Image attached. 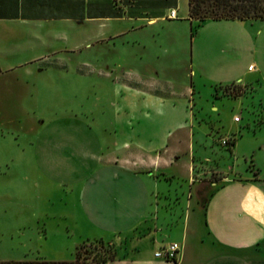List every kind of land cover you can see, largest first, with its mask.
Here are the masks:
<instances>
[{"label": "rangeland", "instance_id": "rangeland-1", "mask_svg": "<svg viewBox=\"0 0 264 264\" xmlns=\"http://www.w3.org/2000/svg\"><path fill=\"white\" fill-rule=\"evenodd\" d=\"M175 10L176 17L165 9L152 20L137 14L0 19V260H74L73 229H89L78 205L85 180L98 167L95 158L139 149L135 142L144 135H131L132 125L150 133L159 116L160 140L171 141L175 121L186 125L184 156L188 130L195 148L199 131L215 151L227 153L220 142L236 114L242 118L235 122L240 146L252 152L246 165L259 168L264 178V20L198 22L188 18L187 0H178ZM249 64L255 69L248 71ZM141 93L161 94L164 107L131 125L125 106L131 97L141 102ZM209 156L222 163L220 155ZM213 160L196 164L210 168ZM159 185L189 186L163 178ZM174 193L169 210L165 199H155L161 217L172 212L178 220L184 213ZM152 207L154 216L157 205ZM155 227L85 239L78 245L79 261L105 263L128 238Z\"/></svg>", "mask_w": 264, "mask_h": 264}, {"label": "crops", "instance_id": "crops-1", "mask_svg": "<svg viewBox=\"0 0 264 264\" xmlns=\"http://www.w3.org/2000/svg\"><path fill=\"white\" fill-rule=\"evenodd\" d=\"M74 1L69 7L67 0H18L17 11L12 2L8 8H1L0 4V19L83 21L137 14L152 20L164 16L166 9L164 0L160 3L159 0H150V3L146 0L145 6L142 3L131 6L125 0H114V10L106 7L101 0ZM117 12L120 16H116ZM250 65L247 66L248 71L255 69H249ZM129 91L135 95L133 88ZM141 94V102L131 97L125 106L131 125L135 123L134 119L140 123L138 118L146 119L152 111L158 114V110L164 107L161 94L160 97L154 93ZM213 107L218 108L217 105ZM235 115L231 119L232 125L227 128L229 135L226 137L230 141L234 139L233 144L226 145L227 153L215 151L207 136L199 135V131L196 139L198 146L195 148L193 130H188L189 153L184 155L187 160H183L180 151L183 141L181 132L186 126L181 120L174 122L173 132H168L171 141L160 140L156 135L160 116L150 133L142 124L135 127L138 129L132 125L131 135L134 132L144 135L143 139L138 138L135 142L139 149L131 148L125 155H98L95 158L98 167L89 178L91 180H85L78 205V210L89 223V229L87 232L82 226L73 229L77 235L73 237L72 244L76 247L85 239L106 234L130 236L140 227L155 225L146 235L128 238L125 246L106 264H264V178L259 175V168L253 164L246 165V156L252 155V152L240 146L243 137H238L240 130L235 129V122H240L242 118L234 120ZM246 145L251 149L253 142L247 139ZM209 155H220L222 163ZM238 155H242L243 163L238 162ZM196 160H213L215 165L199 167ZM161 178L183 179L189 184L188 190L180 186L169 188L159 185ZM86 185L89 187L86 188ZM179 191H185V197ZM172 192L185 208L178 220L171 211L162 217L158 215L160 202H155L165 199L166 210H169ZM153 204L157 205L156 216L152 215ZM172 242L180 245L175 260L154 255L156 250Z\"/></svg>", "mask_w": 264, "mask_h": 264}, {"label": "trees", "instance_id": "trees-1", "mask_svg": "<svg viewBox=\"0 0 264 264\" xmlns=\"http://www.w3.org/2000/svg\"><path fill=\"white\" fill-rule=\"evenodd\" d=\"M106 7L114 8V0H101ZM146 0L139 2L138 0H125L130 3L131 6H136L142 3L145 6ZM14 3V10L17 11L18 0H0L1 8H8ZM69 7L74 4V0H67ZM150 3V0L148 1ZM161 0H159V3ZM188 4V17L195 19L198 22H202L207 19H263L264 20V0H187ZM177 0H164V7L166 9L175 8ZM3 16V15H2ZM10 16V15H4ZM16 16V13H15ZM116 16H120V12H117ZM232 139L228 144H233ZM82 243V242H81ZM79 245V244H78ZM78 245L75 249L74 260H48L45 258H35L31 260H0V264H88L85 261H79ZM106 264L107 260L104 259Z\"/></svg>", "mask_w": 264, "mask_h": 264}, {"label": "built area", "instance_id": "built-area-1", "mask_svg": "<svg viewBox=\"0 0 264 264\" xmlns=\"http://www.w3.org/2000/svg\"><path fill=\"white\" fill-rule=\"evenodd\" d=\"M168 16L176 17V10L175 8L169 9ZM249 69H253L250 65ZM234 120H238L237 116H234ZM223 145H227L230 142L229 137H225L221 140ZM180 250V245L177 242L169 243L168 245L156 250L154 255L156 257H160L165 260H175L178 251Z\"/></svg>", "mask_w": 264, "mask_h": 264}]
</instances>
